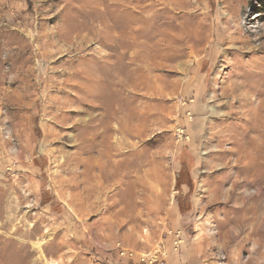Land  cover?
Instances as JSON below:
<instances>
[{
    "label": "rangeland",
    "instance_id": "obj_1",
    "mask_svg": "<svg viewBox=\"0 0 264 264\" xmlns=\"http://www.w3.org/2000/svg\"><path fill=\"white\" fill-rule=\"evenodd\" d=\"M263 95L264 0H0V264H264Z\"/></svg>",
    "mask_w": 264,
    "mask_h": 264
},
{
    "label": "crops",
    "instance_id": "obj_2",
    "mask_svg": "<svg viewBox=\"0 0 264 264\" xmlns=\"http://www.w3.org/2000/svg\"><path fill=\"white\" fill-rule=\"evenodd\" d=\"M188 234V232L184 234L185 243L181 253L171 252L169 244H167V254L161 258L158 264H212L209 255L201 254L200 242L195 237L191 238L190 241ZM120 262L125 264V260Z\"/></svg>",
    "mask_w": 264,
    "mask_h": 264
},
{
    "label": "bare ground",
    "instance_id": "obj_3",
    "mask_svg": "<svg viewBox=\"0 0 264 264\" xmlns=\"http://www.w3.org/2000/svg\"><path fill=\"white\" fill-rule=\"evenodd\" d=\"M260 104L264 105V103H260ZM263 110H264V107H263ZM262 133H264V129H263ZM255 156H256L257 160H260V167H264V137L260 136V147H259V149L257 148Z\"/></svg>",
    "mask_w": 264,
    "mask_h": 264
},
{
    "label": "built area",
    "instance_id": "obj_4",
    "mask_svg": "<svg viewBox=\"0 0 264 264\" xmlns=\"http://www.w3.org/2000/svg\"><path fill=\"white\" fill-rule=\"evenodd\" d=\"M122 255H124V253H122Z\"/></svg>",
    "mask_w": 264,
    "mask_h": 264
}]
</instances>
